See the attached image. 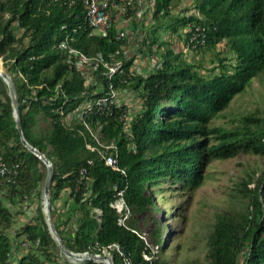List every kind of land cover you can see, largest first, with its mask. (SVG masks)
Returning <instances> with one entry per match:
<instances>
[{
  "label": "trees",
  "instance_id": "trees-1",
  "mask_svg": "<svg viewBox=\"0 0 264 264\" xmlns=\"http://www.w3.org/2000/svg\"><path fill=\"white\" fill-rule=\"evenodd\" d=\"M150 2L148 22H141L140 32L141 53L157 58L149 72L129 73L134 60L126 53L128 37H116L114 16L107 35L95 32L82 0L73 5L64 0H0V58L17 89L26 138L54 164L51 212L66 247L102 252L117 242L133 264H201L197 259L173 263L163 254V229L153 215L150 244L158 250L152 249L135 216L160 210L157 190L149 189L165 180L196 188L211 157L237 150L264 156V114H244L231 127L211 125L215 115L264 73V0H192L182 11L175 0ZM134 10L128 5L129 13ZM193 25L206 28L204 43L190 41L188 27ZM171 34L185 36L190 50L213 52L211 61L217 64L210 68L202 60H189L171 46ZM66 37L89 55L101 53L107 62H121L122 69L109 77L100 63L87 83L59 46ZM111 82L140 96L129 131L122 118L125 106L87 112L84 118L103 143L116 149L102 146L77 115L81 105L102 95ZM212 134L217 142L209 144ZM115 151L126 173L106 163L104 154ZM0 155L18 170L11 180L0 175V190L5 191L0 196V264H66L41 208L21 230L30 247L14 256L8 232L15 220L11 206L35 192L40 195L47 166L22 142L9 86L1 76ZM116 185L124 190L133 215L126 225L112 204ZM237 191L243 205L217 213L209 225L205 264H264V166L244 176ZM144 252L152 258L145 259ZM112 253L114 264H123L120 254Z\"/></svg>",
  "mask_w": 264,
  "mask_h": 264
},
{
  "label": "rangeland",
  "instance_id": "rangeland-1",
  "mask_svg": "<svg viewBox=\"0 0 264 264\" xmlns=\"http://www.w3.org/2000/svg\"><path fill=\"white\" fill-rule=\"evenodd\" d=\"M128 1L129 5L133 4L135 10L130 13L127 11L121 15H117L114 10V20L127 31L129 39V44L126 47L127 55L133 58L134 64L138 59L143 62L139 66L142 73L149 72L154 68L157 58L141 54L140 40L143 33L140 32L141 22L144 24L148 22V17H145V14H147L151 2L150 0ZM175 2H177L176 9L182 11L190 6L192 0H175ZM136 21L138 24L134 23ZM169 38L171 46L182 50L189 60L194 62L202 60L204 66L210 68L217 64L211 61L214 58L213 52L207 51L202 54L190 50L184 41L185 36L179 38L176 34H171ZM0 65L1 68L7 70L1 58ZM119 91V97L126 106L129 117H132L141 106L140 96L130 87H121ZM250 112L264 114V73L255 77L251 84L243 92L237 94L221 113L215 115L211 120V125L235 126L244 114ZM213 136V134L210 135L209 144L217 142ZM263 166L264 156L237 150L208 159L203 170L204 178L194 189H184L180 182L173 183L167 180L161 185L151 187L149 191L157 190L155 196L160 210L158 212L146 211L135 216L138 220L139 230L151 243L150 232L155 227L152 215L155 216L163 229V254L165 256H168L173 263L197 259L201 264H205V237L209 225L214 221L217 213L238 209L243 205L244 200L237 191L238 182L248 173L258 171ZM44 183L45 180L40 186V195L35 192L30 197L11 206L15 220L8 232L15 243V258L25 253L28 248L23 245L26 240L25 235L21 234V230L27 222L36 219L42 204ZM4 193L5 191L0 190L1 197L4 196ZM63 203V200L58 201L60 207L63 206ZM131 216L133 215L130 212L129 217ZM153 246L157 251L158 247ZM59 254L66 264H80L60 250Z\"/></svg>",
  "mask_w": 264,
  "mask_h": 264
},
{
  "label": "built area",
  "instance_id": "built-area-1",
  "mask_svg": "<svg viewBox=\"0 0 264 264\" xmlns=\"http://www.w3.org/2000/svg\"><path fill=\"white\" fill-rule=\"evenodd\" d=\"M69 5H73L77 2V0H64ZM85 8L87 19L89 24L93 27L94 31L97 33H101L102 35L108 34L109 26L113 21V11L115 10L118 14H123L128 11V0H82ZM122 1V2H121ZM125 1V2H123ZM154 0H152L153 2ZM117 27V35L116 37L119 39H123L127 36V31L123 26H119L116 23ZM188 31L190 32V41L195 44H202L206 41L207 38V30L202 25H193L188 27ZM60 48L63 49L67 55V59L70 63L74 64L86 77V82L89 83L93 80V73L97 70L100 63H102L107 70L105 73L111 77L115 72L122 69L121 62H107L104 60L103 55L101 53L95 55H89L83 50L74 46L70 39L66 37L59 44ZM130 74L142 73L139 69L137 63H133L130 67ZM120 89L116 88L114 84L111 82L108 86V89L100 96L96 97L93 100L86 101L83 105H81L77 109V115L80 117L86 126L91 130L94 137L97 141L105 147H112L116 149V146L112 143L106 145L100 140V135L97 132H94L90 125L85 121L84 114L87 112H106L110 110L113 106L121 107L124 106L122 100L120 99ZM72 115L70 114L69 117ZM122 118L125 120V130L129 131L130 129V120L132 117H129V114L126 110L122 113ZM88 147H92L91 144H88ZM105 161L108 165L112 166L114 169L122 171L126 173V170L120 166L118 153L115 151L114 153H105L104 154ZM87 170L83 168L81 173L84 177ZM18 174L17 168H11L7 162L3 159L2 155H0V175L7 178V180H11ZM117 193L113 200V206L116 208L117 212L120 214L119 221L126 225V220L129 218V213L131 209L125 199L124 190L118 189L116 185ZM101 213V210H97ZM136 231V230H135ZM138 232V231H137ZM149 244L152 249L155 250L153 244H150L147 237L144 234H140ZM25 247H30V242L27 240L23 242ZM112 250H116L123 259V264H133V260L130 256L126 254L121 245L117 242H113L108 245L107 248H104L102 253L112 254ZM89 252V251H86ZM145 259L150 260L152 255L147 252H144Z\"/></svg>",
  "mask_w": 264,
  "mask_h": 264
},
{
  "label": "water",
  "instance_id": "water-1",
  "mask_svg": "<svg viewBox=\"0 0 264 264\" xmlns=\"http://www.w3.org/2000/svg\"><path fill=\"white\" fill-rule=\"evenodd\" d=\"M0 76L6 81V83L9 86V94L12 98V104L14 107V115L16 117L17 121V127L20 131V136L22 142L37 156H39L43 162L47 166V174L45 178L44 183V189L42 193V204H41V210L43 212L44 218L49 226V230L57 242V245L62 253H64L66 256H69L72 258L73 261L84 263L87 261H97V262H104L106 264H114V257L112 254L108 253H102V252H77L70 250L66 247V245L63 242L62 236L59 233L56 224L54 222L52 212H51V193H50V186L52 181V176L54 172V164L50 157L43 152L38 147L34 146L32 143L28 141L26 138L23 128H22V118H21V108H20V101L17 93L16 86L14 84V81L12 79V76L9 74L7 70H4L3 68H0Z\"/></svg>",
  "mask_w": 264,
  "mask_h": 264
},
{
  "label": "crops",
  "instance_id": "crops-1",
  "mask_svg": "<svg viewBox=\"0 0 264 264\" xmlns=\"http://www.w3.org/2000/svg\"><path fill=\"white\" fill-rule=\"evenodd\" d=\"M141 27H142V26H141ZM141 54H142V53H141ZM142 55H143V54H142ZM140 59H141V58H140ZM141 63L143 64V62H141V60L138 59V60H137V64H138V66H140ZM144 70H146V69H144ZM146 72H147V71H146Z\"/></svg>",
  "mask_w": 264,
  "mask_h": 264
},
{
  "label": "bare ground",
  "instance_id": "bare-ground-1",
  "mask_svg": "<svg viewBox=\"0 0 264 264\" xmlns=\"http://www.w3.org/2000/svg\"><path fill=\"white\" fill-rule=\"evenodd\" d=\"M1 68V67H0ZM69 257V256H68ZM77 263V262H76ZM100 263V262H99Z\"/></svg>",
  "mask_w": 264,
  "mask_h": 264
}]
</instances>
